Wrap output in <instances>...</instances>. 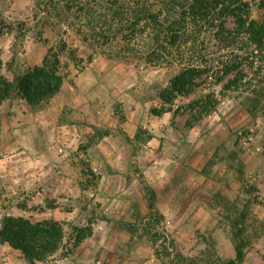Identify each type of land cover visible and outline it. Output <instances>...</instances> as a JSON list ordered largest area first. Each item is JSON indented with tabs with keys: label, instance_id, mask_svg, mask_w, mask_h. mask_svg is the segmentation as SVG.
<instances>
[{
	"label": "rangeland",
	"instance_id": "rangeland-1",
	"mask_svg": "<svg viewBox=\"0 0 264 264\" xmlns=\"http://www.w3.org/2000/svg\"><path fill=\"white\" fill-rule=\"evenodd\" d=\"M245 1L251 19L264 21V0ZM61 22L37 15L35 0H0V75L16 86L58 54L63 76L59 92L36 106L18 91L0 103V228L6 217L52 220L63 227L61 246L29 263L0 241V264H215L235 258L237 229L247 242L236 264H264V60L257 49L242 48L241 60L245 50L255 53L253 69L242 62L246 77L228 89L235 73L164 103L171 70L93 52ZM222 47L207 45L206 59L219 69L228 57ZM207 97L208 109L199 102ZM104 136L109 141L97 149ZM149 201L163 218L148 226Z\"/></svg>",
	"mask_w": 264,
	"mask_h": 264
},
{
	"label": "trees",
	"instance_id": "trees-1",
	"mask_svg": "<svg viewBox=\"0 0 264 264\" xmlns=\"http://www.w3.org/2000/svg\"><path fill=\"white\" fill-rule=\"evenodd\" d=\"M35 3L37 15L66 23L93 52H107L112 59L126 61L137 68L171 70L168 89L160 94L164 103H169L167 95L173 100L178 96L188 97L213 77L223 75L218 77L222 80L235 73L236 78L229 80L225 89L239 77H246L240 65L247 62L252 71L253 62L249 59L256 58L254 52L245 50L241 60L239 53L246 45L257 49L261 62L264 60V21L251 19L249 3L245 0H35ZM68 15L72 22L67 20ZM212 41L223 46L221 49L228 56L225 62H217L221 69L206 59L207 45ZM62 46L66 48L64 43ZM50 58L51 55L46 56L41 66L25 73L16 86L0 75V103L14 91L30 106L58 93L63 83L61 63L58 54ZM1 67L0 61V70ZM210 98L199 102L208 109L214 105ZM148 205L153 213L149 226L154 218L157 224L163 216L155 212L151 201ZM236 224L231 222V229ZM89 235L77 237L75 246ZM159 237L154 234L153 242ZM241 237L240 229L232 234L234 259L217 257L214 263L243 262L247 239ZM62 238V225L52 220L34 223L21 217H6L0 228V241L21 251L29 263L44 262L52 256L61 246ZM170 244L174 245V241Z\"/></svg>",
	"mask_w": 264,
	"mask_h": 264
},
{
	"label": "crops",
	"instance_id": "crops-1",
	"mask_svg": "<svg viewBox=\"0 0 264 264\" xmlns=\"http://www.w3.org/2000/svg\"><path fill=\"white\" fill-rule=\"evenodd\" d=\"M102 125H104V124H103V123L98 124V126H102ZM123 126L125 127L124 129H126V123H124ZM108 138H109V137L104 136V137L102 138V140L100 141V144L96 146L97 149H101V148H102L101 143H103V141H109ZM150 143H151V142L147 143L146 146H144V149H145V152H146V153H147V152H148V153L152 152V151H151V148H150V146H149ZM157 147H158V146H157ZM110 151L112 152L113 149H110ZM107 152H108V151H107ZM125 188H126V186L124 187V189H125ZM124 192H125V191H124ZM125 193H126V192H125ZM95 234H99V230H98V228L95 230ZM94 236H95V235H94ZM260 252L264 254V250H263V251H260ZM256 253H257V252H256ZM256 256H259V255L256 254ZM77 257H79V256L76 255L75 258H77ZM248 257H249V256H248ZM66 261H67V258H65L63 261H61L60 264H67V263H65ZM72 264H74V263H72ZM112 264H120V263H119V262H115V263H112ZM124 264H126V263H124ZM143 264H151V263H143Z\"/></svg>",
	"mask_w": 264,
	"mask_h": 264
}]
</instances>
